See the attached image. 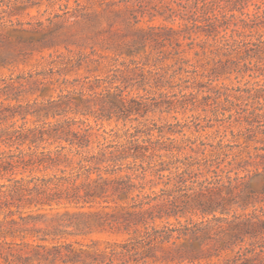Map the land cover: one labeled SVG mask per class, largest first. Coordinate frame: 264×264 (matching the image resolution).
Masks as SVG:
<instances>
[{
	"label": "trees",
	"instance_id": "trees-1",
	"mask_svg": "<svg viewBox=\"0 0 264 264\" xmlns=\"http://www.w3.org/2000/svg\"><path fill=\"white\" fill-rule=\"evenodd\" d=\"M49 1L68 10L25 21L41 2L0 0V69L95 41L103 19L98 45L130 63L0 79V264H264V0ZM198 110L236 142L148 122Z\"/></svg>",
	"mask_w": 264,
	"mask_h": 264
},
{
	"label": "rangeland",
	"instance_id": "rangeland-1",
	"mask_svg": "<svg viewBox=\"0 0 264 264\" xmlns=\"http://www.w3.org/2000/svg\"><path fill=\"white\" fill-rule=\"evenodd\" d=\"M14 1V0H13ZM18 1V0H15ZM34 2H41L42 4L40 7H35L30 9L27 14L22 17V20L30 21V20H37L39 18H48L53 14L63 13L64 10L67 11L68 8L65 6V1H57L55 4L50 3L49 0H29ZM96 1V0H94ZM104 3V8L107 7V3L112 0H100ZM83 6H86L88 0H80ZM77 3L75 0H71L69 4V9L76 8ZM16 20V18H14ZM153 25H160L162 21L155 20ZM105 28H108V24L103 19V25L101 26V32L96 36L95 33L92 32V35L95 37V41H87L83 46H72L71 52L66 50L63 46L58 47L55 50H48L44 52L42 55H37L28 65H21L20 67L14 70L8 69H0V79L2 78H9L11 75L21 76V75H28V74H36L38 72H55L56 78H59V72L62 70L60 69V62H66L69 60H73L75 64H82L81 67H75L71 73H66L61 77L66 78L68 80H108L111 78L118 68H122V63L127 62L130 63V60L125 59L123 57L115 55L112 51H105L100 45H98V41L104 40L105 41ZM98 39V41H96ZM171 61H166L165 64H171ZM68 72V71H64ZM249 80H220L218 83L223 86H227L229 88H238V87H245L246 83ZM254 80H252L249 85L254 84ZM215 84V83H214ZM144 94V93H143ZM256 106L260 107L259 104ZM224 117L220 115L219 118L215 117L211 112H205L202 110L198 111H179L172 113H161L156 112L149 116V123H157L160 125L164 124H189L191 125L192 132L187 131V137L192 139H197L200 142H206L210 144H217L218 142H222L224 144H234L236 139L233 137L232 132L234 131L235 134L239 133V127H230L229 122L227 120H223ZM194 122H199L203 124V126H207L213 124V128H208L201 132H196V128ZM123 125L119 124L116 125L115 122H105L104 128L106 131L110 132L111 130H118L122 128ZM258 128V125H257ZM264 129V127H262ZM246 134H251L246 132ZM96 238H102L105 240H123V236L118 235H98L95 236ZM89 242V240H86Z\"/></svg>",
	"mask_w": 264,
	"mask_h": 264
}]
</instances>
